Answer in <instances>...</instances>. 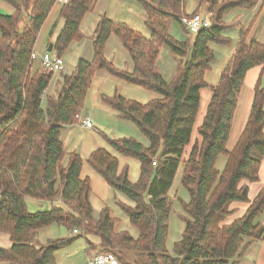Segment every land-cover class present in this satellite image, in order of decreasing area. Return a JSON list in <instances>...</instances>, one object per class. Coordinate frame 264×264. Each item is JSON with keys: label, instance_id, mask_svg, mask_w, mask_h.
<instances>
[{"label": "trees", "instance_id": "16d2710c", "mask_svg": "<svg viewBox=\"0 0 264 264\" xmlns=\"http://www.w3.org/2000/svg\"><path fill=\"white\" fill-rule=\"evenodd\" d=\"M15 8L14 15L0 11V232L11 237L12 247L0 246V262L8 264H57L56 253L79 239L94 236L100 248L125 264V253L133 251L138 264H239L248 249L264 237V186L250 199L249 186L259 183L264 160V89L261 79L255 87L253 106L241 137L228 151L238 99L247 73L264 67V44L251 39V28L226 21L233 11H252L264 0H198L211 26L200 30L192 44L178 42L169 32L173 22L184 25L186 0H138L145 10L146 38L126 23L102 17L93 32L94 57L79 59L71 74H64L57 98L46 96L55 74L34 70L31 57L39 35L57 0H4ZM95 0H72L62 4L59 18L65 21L53 45L59 57L75 43L83 41L82 24L95 7ZM197 13V12H196ZM194 13L193 15H196ZM24 15L28 23L21 30ZM204 15V14H203ZM240 30L238 46L220 81H206L217 61L212 44L231 45L226 31ZM185 28V27H184ZM116 36L128 51L133 69H118L106 57L109 39ZM50 47V46H49ZM48 47V49H49ZM163 47L182 59L174 78L167 83L159 71ZM126 83L156 93L159 98L142 104L116 94L103 97L104 103L122 120L135 124L148 138L145 147L133 138L109 141L123 157L140 163L137 183L129 179V167L119 168V159L105 149H97L87 163L106 183L128 197L134 206L118 203L139 236L118 232V219L111 210L93 218L89 178H82L84 160L67 154L61 132L78 125L88 92L98 71ZM212 91L199 138L186 158V148L200 113L201 92ZM47 103V109L43 108ZM227 159L223 172L218 159ZM184 166L183 187L190 195L183 203L182 221L186 229L175 244L174 256L167 248L172 198L169 191ZM50 203L49 211L31 213L28 200ZM62 202L63 207L55 205ZM233 204H246V213L231 224L225 222L237 211ZM57 224L79 234L49 241L40 248L35 236L43 228Z\"/></svg>", "mask_w": 264, "mask_h": 264}, {"label": "crops", "instance_id": "0c3cea01", "mask_svg": "<svg viewBox=\"0 0 264 264\" xmlns=\"http://www.w3.org/2000/svg\"><path fill=\"white\" fill-rule=\"evenodd\" d=\"M0 1H1L0 2V11H1L2 15L4 14L7 16H11V15L15 14L16 10L14 7H12V6L9 7L8 5H6L4 0H0ZM98 1L99 0H95V4H94L95 7L92 11L96 10V7L98 6L97 5ZM197 5L200 6V3H198ZM56 6H60V9L62 7V5H59V4H57ZM260 7H261V3L252 11H242V10L241 11H233L232 13L229 14V16L226 17V21H235L236 25H243L244 27H249L251 25V23L254 22L253 27L251 28V30H252L251 39L254 41L257 40L258 42L264 44V5H263L262 9H260ZM197 8H199V7H197ZM131 9H132V7L130 6V10ZM142 11H143V15L145 17V10H144L143 5H142ZM185 12L187 13V15H191V14H194L196 12V10H194L193 12H187V5H186ZM204 15H206V14H204ZM256 16H257V19L259 18V20L257 21V24H256L257 19H255ZM108 18L117 22L116 20H114L110 17H108ZM100 19H101V17L95 22V28H96ZM126 22L127 21H125L123 23H126ZM117 23H120V22H117ZM255 24H256V26H255ZM134 25H135L134 28L138 25L139 26L138 28L142 29V26L140 24L136 23ZM95 28H93V32H94ZM138 28H136V29H138ZM138 30L140 31V29H138ZM140 32L144 36H146L142 31H140ZM148 33H150L149 30H148ZM239 35H240V30H238L237 27H233V28L229 29L228 31H226V33H225V36L229 37L231 39V45H227V46H221V45H216V44L211 45V47L216 52V57H217L218 53H221L225 57V60L227 62L225 65L219 66L217 64L219 62V60L216 59L217 61L213 64V68H212L211 72L207 73V75H206V81H207L209 75L213 73L214 66H215V68L217 67V70L215 71V73H213V76H214L213 81L215 83L212 84V83H209L207 81L208 84L215 85L220 81L221 76H222L221 73L226 68L228 62L230 61L231 57L234 55V53L236 51V48L238 46L237 44L239 41ZM150 37H151V33L148 35L147 38H150ZM0 39H1V37H0ZM89 40L93 41V37ZM86 43L88 44L87 37L83 41L73 44L71 46V48L69 49V51H73V48H74L78 51V54H81V52L84 51L83 47H84V44H86ZM110 45H111V47H115L116 51L120 50L121 53H123V52L127 53V54L125 53V56H124V58H125L124 63L126 65H128L129 63H128L127 59L129 58L131 65L128 68L130 70H132L133 69V63L131 62V58H130L128 51L126 50V48H125L126 51L122 50L118 46V44H113L112 37H111L109 44L106 48L107 49L106 50L107 57L113 59L116 56L115 53H112V51L109 49ZM122 47H123V45H122ZM79 59H84V60L89 61V62L92 61V59L88 60L84 57H80V58L76 59V62ZM35 69L36 68H34V70ZM247 74L248 75L246 77L244 86L242 88L243 89L242 93L238 99L239 105H238L237 111H236L235 116H234V122L235 123L233 122V126L234 125L236 126V123L239 120L238 116L236 119L237 112L239 111L240 107L245 104L244 112H243V115L241 118V119H243V127L244 128L248 122V117H249L250 111H251L252 106H253L252 102H253L254 95H255V90H256L255 87L258 85V82L260 79H261V86L264 89V67H257L255 69H252ZM107 76L108 75H106L104 72H98L94 78V83H93L92 88L90 90V96L89 97L90 98L93 97V100L91 102L92 103L91 109H93L92 110L93 116H95L92 122L96 121L94 128H92V129L87 128V127L83 126L81 123L79 125L66 127L61 132V140H63L65 151L67 154L77 153L83 157L84 165H83L82 178H89L90 182L92 183L91 194H90L89 198H90V201H91V204L93 207V213H94L93 218H94L95 222L98 221V219L101 215V212L104 209L108 208L111 210L112 215L118 219V224L116 226L117 231L118 232H125V231L128 232L129 230L127 231L124 229V227H121V226L123 224H125V226L131 225L129 217H127L126 213L122 211V209L119 207L118 203L120 202V203H123L126 205H131V206H134V203L128 197L127 198L131 202L124 199L123 197H121V195H123V194L116 192L115 190L111 189V187L108 185V183H106L104 181V179L99 175V173L96 172L94 169H92L90 167V165L87 163L88 158L92 155L93 152H95L97 149H99L97 147L100 144V142H102L101 134L98 133L99 129L96 126H97V124H99V126H102L100 124L102 122L99 120L101 118L106 119V117H104L105 114L102 111L100 112L101 117L95 115L97 109L105 111V113L108 116L109 121L115 122L116 121L115 119H122L120 117V115L116 111H114L112 108L107 107L105 104H104V106L100 105L98 102L100 95L102 98L101 93L103 91H105V93H107L109 96H113V95H115V92L117 90V84H119V83L121 84V82L114 83L112 81H109ZM114 79L117 81H120L117 78H114ZM109 82L111 84H113V87L111 86L109 88L108 92H106L105 85H106V83H109ZM125 90L128 91L130 94L128 96V95H126V93L125 94L123 93V98H126L128 100L137 99L138 103L140 102L142 104H146L147 102L149 103L150 101H153L154 99L158 98V95L156 93H150L149 95H147L145 93H148V92H142V90H135V89L132 90V89H128L127 87H125ZM204 90H209V89H204ZM244 95H245V100L247 98V101H244V99H242ZM87 99H88V97H87ZM86 111H87V109L84 110V112L82 113V116H88L87 115L88 112H86ZM88 117H90V116H88ZM104 149H106L109 153H112L113 155H115L119 159L120 171H123L126 167H129V179L131 182L137 183L139 178H140V175H141L140 163L135 159L127 158V157L125 158V157L121 156L119 153H116V151L114 152L113 150H111L110 147H108V146H107V148L105 147ZM262 163H263V165H262L261 172H260V178H261L260 182L259 183H250V182L246 181L243 183V185L247 184L249 186V193H250V199L251 200L256 199V197L260 194L259 192L261 191L262 187L264 186V176H263L264 160ZM254 185H257L258 188L255 190V192H253L254 193V195H253L251 192L255 188ZM27 200H28L29 211L31 213H39V211H49L52 208V205L50 203H42L39 201L36 202V201L30 200V199H27ZM55 205L63 207V204L61 201L56 203ZM235 205H239V206H237V209H239V211H237L234 215H232V216H234L232 221H231V219H228L225 222V224H231L234 220L241 218L246 213V211H247V205L246 204H235ZM263 225H264V223H263ZM72 235H74V231L71 232V230H68L63 226H59L57 224H54L53 226L41 229L36 234L35 245H37V247L40 248L42 246L47 245V243L49 241H54L56 239H66V238L71 237ZM135 239H137V238H135ZM262 242L263 241L252 245L248 249V251L246 252V255L244 256V258H242L240 260L239 264H242L248 258H249L250 264H264V257L259 258V257H257L256 253H254L255 252L254 248H256V246L258 244H261ZM0 246L5 248V249H10L13 246L12 241H11V237L5 233L0 232ZM101 251H102V249L100 248L99 239L97 237H94V236H87V237H84L82 239L75 241L73 243V246L71 245L68 248H64V249L59 250L55 255V259L57 261V264H59V263L60 264H75L74 260L76 258H79L81 260L82 264H90L89 263L90 257H93L94 255H98L99 253H101ZM258 261H260V262L258 263ZM0 264H8V263L0 262Z\"/></svg>", "mask_w": 264, "mask_h": 264}, {"label": "rangeland", "instance_id": "374dc122", "mask_svg": "<svg viewBox=\"0 0 264 264\" xmlns=\"http://www.w3.org/2000/svg\"><path fill=\"white\" fill-rule=\"evenodd\" d=\"M186 2H187V12H193L194 10H196L197 13H200L202 15L205 14L202 7L197 8V7H199L197 4L200 3V2H198V0H186ZM5 3L9 7H11V5L9 3H7V2H5ZM59 5H61V4H59ZM97 5L98 6L96 7V10H94V11H92V13L88 14L86 16V18L84 19L85 21L82 24V32L84 35H86L88 44L87 43L84 44V47H83L84 51L81 52V54H78V51L73 48V51H68L63 56V60L65 62L64 63V65H65L64 71H62L61 73L55 74L54 81H53L50 89L48 90V93L46 94V96H50L49 94L51 93V96H53L54 98H57V96H58L57 94H58L59 90L61 89V85L64 81L63 76H64V74H71L75 70V68L77 66L76 64L78 63V61L76 62V59H78L80 57H84L88 60H90V59L93 60V57H94L93 41L92 40L90 41L89 39H91L94 36L93 35V28H95V22L100 17L101 18L104 16L106 18L110 17V18H112V19H114L120 23L127 21L126 22V24L128 23L127 25H129L131 28H133L136 31H139L138 29H140V31H142L146 35L145 36L146 38L150 34V33H148L146 26L144 25L146 23V18L143 15L142 4L139 3L138 0H99ZM130 6L132 7L131 10H130ZM59 12H60V6H57L53 10V12L49 15L46 24L44 25L43 29L40 32L39 39H38V42H37L36 47H35V51H37V53L39 55H44L45 53H48V47L52 43H55L56 39L58 38L59 33L63 29L65 21H63L59 18ZM185 14H187V13H185ZM257 16L255 19H257ZM27 17H28L27 15H24L22 20H21V22H22L21 26H20L21 30H23L25 24L28 23ZM258 20H259V18L256 20V24H257ZM135 22L137 24H140L142 26V29L138 28L139 27L138 25L134 28V26H135L134 24H136ZM256 24H255V26H256ZM136 28H138V29H136ZM169 32L178 42H181V43L182 42H188L189 44H192L194 41V38L196 37V35H193V34H190L189 32H187V30L177 22H173L171 24ZM110 39H109V41H110ZM112 40H113V44H118V46L122 50L126 51L125 48L122 47L121 41L116 36H112ZM109 41H108V44H109ZM108 44H107V46H108ZM107 46H106V48H107ZM109 49L112 51V53H115L116 56L113 59H111V58L107 57V54H106L107 59L109 61L112 60L113 62L112 61L111 62L113 64H115V66L120 70L129 69L128 67H130V65H131L129 58L127 59L129 64L126 65L124 63V59H125L124 56H125L126 52L121 53L120 50L116 51L115 47H111V45H110ZM52 52L56 53L53 50H52ZM217 60H219V62L217 63L219 66L225 65L227 62L225 60V57L221 53H218ZM181 61H182V59H180L179 57H176L172 53V51L170 50L169 47H163L161 49V52L159 55V60H158V62H159L158 66H159V71H160L161 75L164 77V79L167 83H170L172 81V79L174 78L173 76L175 75L177 67L181 63ZM33 66H34V68H36L35 70L41 69V66L39 65V61L36 62ZM216 70H217V67L215 68V66H214L213 73H215ZM98 72H104L106 75H108L107 77H108L109 81H112L114 83L121 82L122 85L120 83L117 84V90L115 92V95L118 94V95L123 97V93L124 94L126 93V95L129 96L130 93L125 90V87H127L128 89H132V90L135 89V90H142V92H148V91H146L140 87L138 88L136 86L130 85V84L126 83L125 81H122L118 78L117 79L120 81H117L114 79L115 77L113 78V76L108 74L106 71L101 70ZM213 73L210 74L208 79H207V81L209 83H212V84L215 83L213 81L214 80ZM111 86L113 87V84H111L110 82L106 83V85H105L106 92H108V90ZM90 90L88 92V99L85 102L84 109H87V111H86V112H88L87 115L90 116L91 121H93L95 116H93V112H92L93 109H91V107H92L91 102L93 100V97H91V98L89 97L90 96ZM150 93L151 92H148L145 94L149 95ZM101 94H102V98L100 95L98 102L100 105H103V106L105 104L103 101V97L109 98V97L115 96V95L109 96L107 93H105V91H103ZM158 98H159V96H158ZM211 98H212V91L202 90V92H201V103H200L201 108H200V113H199V116L197 119V124H196L195 130H194V133H193V136H194L193 142L190 146H188L186 148V150H185L186 154L183 157L184 160H186V158L189 156V154L191 153V149L193 147V144L199 138V135L197 133V129L200 127V125L204 121L203 118L205 117V115L207 113ZM242 99H244V101H247V98L245 100V95L243 96ZM133 101L138 102L137 99H133ZM244 106H245V104L243 106H241L239 111L237 112L236 119L238 116L239 120L237 121L236 126L234 125L232 127V130H231V138H230V141H229V144L227 147L229 152L231 150H233V147L237 143V140L242 135L241 133L244 130L243 119H241L243 112H244ZM43 108L45 110L47 109V103L46 102L44 103ZM101 111L105 114L104 117H106V119L101 118L99 121L102 122V123H100L102 126H99V124H97V126H96L99 129L100 132L98 131V133L101 134V138H102V142H100V144L98 145L97 148L104 149L105 147L107 148V146H108V147H110L111 150L114 151V149L111 147L109 141H111V139L117 140V139H126V138H133L138 143L143 144L145 147L150 146V141L148 140V138L145 137L141 133V131L138 129V127L135 124L130 123L126 120L123 121L122 119H115L117 122L116 121L115 122L109 121L108 116L105 113V111L100 110V109H97L95 115L101 117V113H100ZM92 124L95 125L96 121L92 122ZM226 162H227V159L224 156H221L218 159L216 165H217V169L220 172L224 171V169L227 165ZM183 169H184V166L181 165V167L178 170V173L174 179V184L172 185V188L169 191V196L172 198V209H171L172 213L170 215V221H169L170 230H169V235H168V240H167L168 241L167 248H168L169 254L173 255V256L175 254L174 253L175 244L177 242L181 241L182 235L186 229V225L182 221V216H184V214H185V212L183 210V203L187 204L190 201V195H189L188 191L183 187V184L181 181ZM263 176H264V170H263ZM254 186H255V188L251 192L253 195H254L253 192H255V190L258 188L257 185H254ZM121 197L130 201L124 195H121ZM237 206H239V205L233 204L230 206V209L231 210L234 209L235 211H239V209H237ZM233 218H234V216L230 217L229 219H231V221H232ZM257 222L264 223V214L257 219ZM121 227H124V229L127 231L129 230V232L134 236V238H138L139 233L135 227H132L131 225L125 226V224H123ZM254 249H255L254 253H256L257 257L263 258L264 257V240L261 244H258L256 246V248H254ZM102 252L105 253L106 251L102 249L101 253ZM124 257L126 258L125 264H138L140 262L139 257L133 251H129L128 253H125ZM259 262L260 261H258V263ZM74 263L75 264H82V262L79 258H76L74 260ZM122 264H124V263L122 262ZM242 264H250L249 258L246 259Z\"/></svg>", "mask_w": 264, "mask_h": 264}, {"label": "built area", "instance_id": "2783aa9c", "mask_svg": "<svg viewBox=\"0 0 264 264\" xmlns=\"http://www.w3.org/2000/svg\"><path fill=\"white\" fill-rule=\"evenodd\" d=\"M72 0H57L58 4H70ZM211 18L210 15H202L200 13H196V15H183L181 16V22L184 25L187 32L193 35H197L200 30L209 28L211 26ZM39 61V65L44 73H61L64 71L65 65L64 60L58 56V54L54 52L48 51L44 55H39L37 51L34 50V53L31 57V63L34 65L36 62ZM79 122L87 127V128H94V124H92L91 118L88 116H77ZM79 123V124H80ZM79 234L78 230L74 231V235ZM121 261L113 256L110 253H99L98 255H94L90 257L89 263L90 264H121Z\"/></svg>", "mask_w": 264, "mask_h": 264}, {"label": "water", "instance_id": "95a60500", "mask_svg": "<svg viewBox=\"0 0 264 264\" xmlns=\"http://www.w3.org/2000/svg\"><path fill=\"white\" fill-rule=\"evenodd\" d=\"M52 50H53V45L51 44L48 51L52 52Z\"/></svg>", "mask_w": 264, "mask_h": 264}, {"label": "bare ground", "instance_id": "6f19581e", "mask_svg": "<svg viewBox=\"0 0 264 264\" xmlns=\"http://www.w3.org/2000/svg\"><path fill=\"white\" fill-rule=\"evenodd\" d=\"M57 54V53H56ZM61 58V57H60ZM63 59V58H62ZM65 63V62H64Z\"/></svg>", "mask_w": 264, "mask_h": 264}]
</instances>
